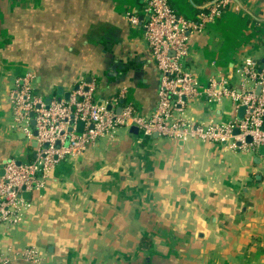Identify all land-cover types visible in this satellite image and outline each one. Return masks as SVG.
<instances>
[{"label":"crops","instance_id":"crops-1","mask_svg":"<svg viewBox=\"0 0 264 264\" xmlns=\"http://www.w3.org/2000/svg\"><path fill=\"white\" fill-rule=\"evenodd\" d=\"M211 1L167 0L187 19ZM140 6V0H0V175L5 162L34 154V141L13 127L8 100L14 79L27 71L41 100L64 99L91 80L95 99L124 88L121 101L136 114L153 109L158 72L141 26L124 17ZM188 44L185 63L200 83L211 74L236 83L237 68L264 59V0H233L203 31L188 34ZM117 59L119 76L112 70L105 76ZM242 113L226 98L211 103L198 96L179 115L207 124ZM258 147L229 150L119 127L81 154L58 158L29 191L20 221L0 228V247L34 245L43 264H264Z\"/></svg>","mask_w":264,"mask_h":264},{"label":"built area","instance_id":"built-area-1","mask_svg":"<svg viewBox=\"0 0 264 264\" xmlns=\"http://www.w3.org/2000/svg\"><path fill=\"white\" fill-rule=\"evenodd\" d=\"M140 2L138 12L126 11L124 17L129 24L141 26L145 47L158 72L153 109L140 115L130 103H119L124 98V88L107 100L95 99L93 81L77 85L67 99L54 97L46 104L32 93L31 72L15 78L8 91L13 127L33 140L35 146L30 160L18 163L9 160L2 165L0 228L20 221L29 205L22 193L40 187L58 158L81 154L100 137L111 138L119 127L135 126L142 136L156 133L180 141L220 143L229 150L264 146V59L260 65L247 62L237 68L236 83L211 74L202 84L185 63L188 34L203 31L233 0H213L191 19L175 14L167 0ZM198 96L211 103L226 98L233 106L243 107L242 116L225 123L207 124L181 117L179 112L185 102ZM70 119L72 130L67 132ZM78 120L83 122V127L75 132L74 122ZM246 136L250 137L249 142L245 141ZM65 137L68 138L66 145L63 144ZM55 142L59 143L57 147ZM12 258L43 264L34 245L16 250L0 247V264H8Z\"/></svg>","mask_w":264,"mask_h":264},{"label":"water","instance_id":"water-1","mask_svg":"<svg viewBox=\"0 0 264 264\" xmlns=\"http://www.w3.org/2000/svg\"><path fill=\"white\" fill-rule=\"evenodd\" d=\"M124 62V61H123ZM121 68H122V66L121 65H117L115 62H113L112 64H110L109 66H107V68H106V71L104 70L105 68H103V70H104V75L106 76V75H109L108 73L109 72H107L108 70H112L113 72V76H119V74H120V70H121ZM128 72L127 71H123V73H122V76L121 77H123L124 76V74H127ZM91 79V78H90ZM91 81V80H90ZM157 88V87H156ZM67 98V97H66ZM66 98H64V99H66ZM48 101H49V98H45L44 100H43V102L44 103H48ZM119 103H122V101L120 100V102ZM106 108H109V106H107ZM119 107H117L116 109H115V111L116 112H118L119 111ZM240 110H243V107H240ZM30 116H32V113H30ZM33 119H31V122H30V124L31 125H33ZM73 124V121L70 119L69 120V126L67 127V129H66V131L67 132H70L71 130H72V127H71V125ZM82 127H83V122L82 121H75L74 122V127H73V130L75 131V132H79V131H81V129H82ZM129 131L130 132H133V133H136L137 132V128L135 127V126H130L129 127ZM233 132H237V130H234ZM36 134V132H35V130H33V135H35ZM154 135H157L156 133H153ZM67 137H65V139H64V142H63V144L64 145H66L67 144ZM245 141L246 142H249L250 141V137L249 136H246L245 137ZM46 144H43V146H45ZM59 145V143L58 142H55V146L57 147ZM258 150H259V152L260 153H262V154H264V146L263 145H260L259 147H258ZM18 163V162H17ZM2 173V172H1ZM22 196L24 197V198H28L29 197V192H23L22 193Z\"/></svg>","mask_w":264,"mask_h":264},{"label":"flooded vegetation","instance_id":"flooded-vegetation-1","mask_svg":"<svg viewBox=\"0 0 264 264\" xmlns=\"http://www.w3.org/2000/svg\"><path fill=\"white\" fill-rule=\"evenodd\" d=\"M118 61H119V60L117 59V60H115L114 62H115L116 64H118Z\"/></svg>","mask_w":264,"mask_h":264}]
</instances>
